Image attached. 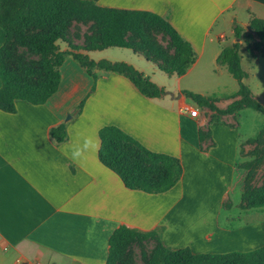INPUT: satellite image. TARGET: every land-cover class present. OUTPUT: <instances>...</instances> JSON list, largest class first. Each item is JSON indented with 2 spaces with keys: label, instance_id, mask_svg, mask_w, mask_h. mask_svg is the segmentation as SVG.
<instances>
[{
  "label": "crops",
  "instance_id": "obj_1",
  "mask_svg": "<svg viewBox=\"0 0 264 264\" xmlns=\"http://www.w3.org/2000/svg\"><path fill=\"white\" fill-rule=\"evenodd\" d=\"M85 1L152 13L168 22L195 54L194 63L176 77L178 83L204 56L216 65L221 50L238 43L234 25L248 30L252 18L264 21V0ZM216 27L222 30L214 33ZM4 44L0 29V49ZM72 61L64 58L58 89L46 103L16 101L13 114L0 110V264H106L109 238L120 227L155 232L166 250L194 255L247 253L264 246V222L232 224L231 210L240 209L242 200L235 204L231 196L239 186L241 150L250 138L239 132V112L214 121L213 112L181 94L195 93L191 84L178 86V95L162 104L160 97L142 96L123 76L100 70L92 90L81 66L83 85L75 82L62 97V72ZM119 61L146 76L142 66ZM237 99L230 97L222 107L213 103L225 109ZM190 110L197 116L191 117ZM67 112L73 115L64 121ZM60 124L66 139L56 144L49 130ZM105 126L118 128L149 152L176 159L181 169L177 183L158 194L126 188L98 160V132ZM146 242L150 252L157 246Z\"/></svg>",
  "mask_w": 264,
  "mask_h": 264
},
{
  "label": "trees",
  "instance_id": "obj_2",
  "mask_svg": "<svg viewBox=\"0 0 264 264\" xmlns=\"http://www.w3.org/2000/svg\"><path fill=\"white\" fill-rule=\"evenodd\" d=\"M74 17L94 21L99 32L96 39L84 46L71 44L67 32L70 20ZM0 29L5 34V44L0 49V110L9 114L15 112L16 101L32 105L46 103L58 89L59 67L66 56H71L94 79L95 69L123 76L148 99L159 98L163 91L147 76L126 63L106 60L96 62L85 54L109 48L130 50L157 65L162 73L176 77L182 76L195 61L191 46L158 15L101 8L85 0H0ZM155 29L167 36L175 57L169 58L165 50L153 43L150 33ZM248 29L262 43L264 21L252 18ZM243 32L242 27L234 25L235 39L241 41ZM60 43L67 44L68 49L62 50ZM18 47L38 56V63L34 66L22 65L20 71L12 69L9 62L13 60L15 48ZM240 47L239 42L226 46L216 59V63L225 66L236 81L237 100L225 109H218L212 100L201 94L181 92L197 106L213 112L214 121L219 116L235 114L246 108L259 112L264 118V105L244 83L247 74L241 68ZM82 105L83 102L79 104L78 110ZM259 136L255 141H261L264 146V125ZM49 137L56 144L62 143L66 139L65 125L51 128ZM98 137L99 162L114 172L126 188L158 194L170 190L177 183L181 169L176 159L147 151L113 126L101 128ZM242 200L245 201V205H242L245 210L264 209V172L262 187L244 193ZM148 240L155 241L157 246L148 255L141 252L143 264H264V246L247 253L194 255L188 250H166L159 244L155 232L143 234L124 227L116 229L109 238L106 264L130 263V259L126 258L129 249Z\"/></svg>",
  "mask_w": 264,
  "mask_h": 264
},
{
  "label": "rangeland",
  "instance_id": "obj_3",
  "mask_svg": "<svg viewBox=\"0 0 264 264\" xmlns=\"http://www.w3.org/2000/svg\"><path fill=\"white\" fill-rule=\"evenodd\" d=\"M243 21V18H241ZM220 27L214 29V33L221 31ZM98 28L94 21L85 17H74L71 18L68 26L67 37L68 41L75 46H84L96 39L98 35ZM226 35L229 39L232 38L230 30L226 31ZM150 37L153 43L161 47V49L167 52L169 58L175 57L174 50L169 44L167 36H165L160 30H153L150 33ZM242 43L240 47V56H242L241 68L246 72L247 78L244 79V83L250 88V90L257 97V100L264 105V47L258 38H255L250 30H245L241 34ZM91 40V41H90ZM239 42V41H238ZM219 43L215 42V47L219 46ZM221 45H226L221 44ZM60 46L65 49L67 44L60 43ZM69 46V45H68ZM223 47V46H222ZM82 53V52H80ZM90 60L101 61L106 60L110 62H123L119 60L129 61L136 65V67H143L146 71V76L160 89L163 93L161 94L158 101L162 104L170 103L171 96L178 95V86L184 88L185 85L191 84L195 89V93L201 92L206 93L212 101H218L220 107H222L224 101L230 97H234L238 90L236 81L228 74L226 67L221 65H212L209 62V58L204 56L199 65L186 75L183 80L178 83L176 76H169L157 69V66L151 62H147L145 57L140 54L134 53L130 50L124 49H106L102 51H94L85 54ZM39 61V57L31 54L28 50L23 48H15L13 60L9 62L12 69L20 71L22 65H36ZM72 67L69 64L64 66L62 72V97L66 96L68 89H70L75 82L83 85L82 78L80 75V65L76 61H72ZM125 63V62H123ZM128 64V63H126ZM129 65V64H128ZM134 67V66H132ZM79 68V72H77ZM135 68V67H134ZM136 69V68H135ZM98 70L95 69L94 73ZM206 71L208 72L206 74ZM91 87L95 88L96 79L90 76ZM197 91V92H196ZM82 94V90L73 98L71 102L75 101L76 98ZM85 99V98H84ZM82 99V100H84ZM81 100V102H83ZM192 103V101H189ZM68 105V104H67ZM75 110L78 108L76 106ZM72 114L66 113L64 121H67ZM239 127L240 134L243 137H250V141L246 146L242 147L240 154V162L238 167L239 172V186L231 196L234 199L235 204L240 201V196L243 199V195L246 192H250L262 187L263 181V153L264 146L261 141L256 142L257 138H260V133L264 125L263 116L252 109H243L239 112V116L235 118ZM253 140L255 142H253ZM240 188V191H239ZM242 205H245V201L242 200ZM241 206L240 209H243ZM239 208H232L231 215L234 219L232 224L235 226L251 224L255 222H264V209H251L248 211H240ZM226 213L223 212L220 216V221L224 222ZM231 223V222H230ZM141 252L146 255L150 252V246L147 242H140L138 245H134L129 249V254L126 258L130 259L128 264H143L141 259Z\"/></svg>",
  "mask_w": 264,
  "mask_h": 264
},
{
  "label": "built area",
  "instance_id": "obj_4",
  "mask_svg": "<svg viewBox=\"0 0 264 264\" xmlns=\"http://www.w3.org/2000/svg\"><path fill=\"white\" fill-rule=\"evenodd\" d=\"M189 115H190L191 117H196V116H197V110H190V111H189Z\"/></svg>",
  "mask_w": 264,
  "mask_h": 264
}]
</instances>
